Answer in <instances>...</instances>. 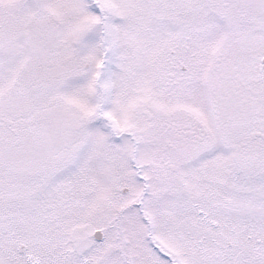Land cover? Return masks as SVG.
I'll use <instances>...</instances> for the list:
<instances>
[{"label": "rangeland", "instance_id": "374dc122", "mask_svg": "<svg viewBox=\"0 0 264 264\" xmlns=\"http://www.w3.org/2000/svg\"><path fill=\"white\" fill-rule=\"evenodd\" d=\"M263 54L264 0H0V264H264Z\"/></svg>", "mask_w": 264, "mask_h": 264}, {"label": "flooded vegetation", "instance_id": "af4514ba", "mask_svg": "<svg viewBox=\"0 0 264 264\" xmlns=\"http://www.w3.org/2000/svg\"><path fill=\"white\" fill-rule=\"evenodd\" d=\"M262 56H264V54L262 55ZM261 59V58H260ZM258 63H259V59H258ZM262 69H261V64H260V72H261V74H263L262 73V71H261ZM239 86V85H238ZM214 89H216V91L214 90ZM239 91H240V89H239V87H237V86H235V87H232V90H230V91H228L227 89H226V86H219V88L217 89L216 87H214V86H212V88H211V94L213 95V96H215L216 97V99L218 100V103L220 102V101H222V95H226L225 97H228V99L230 98V97H232V98H234V97H238V95H239ZM219 92H221V94H219ZM188 99H187V107H189L190 109H192L193 110V114H195V115H197L198 116V118H201V120H202V118H203V120H204V123H202L203 122V120L202 121H199V123H198V121H194V123H193V128L194 129H196V128H198L199 129V131H202V126L204 127V125H207V127H208V132L213 136L214 135V131L216 132V128L214 127V128H211L212 127V122H214V120L215 119H218V118H220L219 119V121L220 120H222V119H224V117H222L221 115H226L223 111H222V107H221V105L219 104V106H218V104H216V108L215 107H210V105H211V103H213V101H211L210 102V104H209V107H210V112L208 113L207 111H208V109H207V111H203L202 110V108H201V104H199L200 102H192V98L191 97H187ZM195 98V97H194ZM227 103V102H226ZM194 105V106H193ZM225 105V104H224ZM205 113V115L204 116H202V113ZM216 126V125H215ZM202 129H201V128ZM192 130V129H191ZM210 134H209V136H210ZM139 197H142V192L139 194ZM139 197H137L136 199H135V203H136V207H140V203H139ZM144 214V213H143ZM143 216V215H142ZM144 219H142V220H145V222L147 223V225H146V227L147 226H149V225H151V223L149 222V221H146V219L147 218H145V217H143ZM150 227V226H149ZM102 238V237H101ZM100 240V239H99ZM156 252H159V251H156Z\"/></svg>", "mask_w": 264, "mask_h": 264}, {"label": "water", "instance_id": "95a60500", "mask_svg": "<svg viewBox=\"0 0 264 264\" xmlns=\"http://www.w3.org/2000/svg\"><path fill=\"white\" fill-rule=\"evenodd\" d=\"M259 64H261V71L262 73L264 74V56L261 57V59H259ZM92 238L94 239H101L102 235L101 233L99 232V229H95L92 231V234H91Z\"/></svg>", "mask_w": 264, "mask_h": 264}]
</instances>
